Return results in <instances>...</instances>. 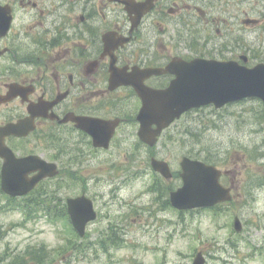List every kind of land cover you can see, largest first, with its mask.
Returning <instances> with one entry per match:
<instances>
[{
  "label": "flooded vegetation",
  "instance_id": "flooded-vegetation-1",
  "mask_svg": "<svg viewBox=\"0 0 264 264\" xmlns=\"http://www.w3.org/2000/svg\"><path fill=\"white\" fill-rule=\"evenodd\" d=\"M1 3L11 7L13 22L8 33L0 37V46L6 50L0 56V76H16L4 82L2 91L11 81L21 88L18 97L0 107V126L26 118H34L35 126L26 137L8 136L6 142L18 156L40 155L67 173L77 166L72 160L79 156L76 134L91 139L77 127L75 116L121 119L109 151L117 135L126 134L122 126L138 123L133 117L142 106L137 86L165 89L174 78L169 73L152 74L154 69H163L173 60L191 61L196 57L243 62L247 56L249 62L255 52L248 50L247 30L261 31L260 38L264 37V0ZM258 55H264L263 46ZM261 59L258 62H264V57ZM113 74L138 85L123 83L112 89ZM249 104L247 109L256 107V111L264 112L262 101L252 99ZM104 111L109 114L104 115ZM247 125L241 130L244 152L238 159L226 153L231 160L225 161L227 170L221 182L232 185V191L236 175L249 180L255 167L264 168V121L251 117ZM56 141L61 142L60 147ZM2 163L0 158V174ZM55 187L56 177H52L41 180L34 190L52 191ZM229 204L221 203L213 209L229 208ZM79 245L88 247L85 242ZM43 247L30 244L24 250L7 243L0 252L8 256L6 264H66L75 260V253L59 255L58 260L53 256L55 250Z\"/></svg>",
  "mask_w": 264,
  "mask_h": 264
},
{
  "label": "rangeland",
  "instance_id": "rangeland-1",
  "mask_svg": "<svg viewBox=\"0 0 264 264\" xmlns=\"http://www.w3.org/2000/svg\"><path fill=\"white\" fill-rule=\"evenodd\" d=\"M260 34L261 31L247 30L248 50L255 54L257 47H264V37L261 39ZM4 77L0 76V84ZM242 110L243 106L237 104L189 114L150 149L139 142L137 127L134 129L129 124L122 126L126 134L120 132L114 147L106 152L93 150L88 139L76 134L79 156L75 160L77 166L71 170L76 179L63 177L62 185L59 180L57 196L62 204L63 199L82 193L93 199L98 218L87 234L91 246L94 243L97 246L85 249L82 256L77 253L75 260L66 264H193L199 251L204 253L206 264H264V186L260 183L264 181V168H254L255 184L248 183V187L242 176L234 177L235 199L228 213L223 209L181 212L163 200L169 199L170 191L177 189L182 180L176 175L166 182L149 164L150 157L157 155L168 160L178 174L183 155L216 157L224 162L231 160L226 153L232 152L233 158L238 159L244 152L241 150L244 134L241 129L245 124ZM104 114L109 113L104 111ZM129 148L131 158L124 155ZM235 215L243 222L241 232L234 229ZM30 217L0 191L1 250L7 243L24 250L33 244L55 250L54 258L60 253L74 254L70 240L76 235L70 222ZM100 238H109L112 246L106 240V248L101 247ZM7 259L1 251L0 264H6Z\"/></svg>",
  "mask_w": 264,
  "mask_h": 264
},
{
  "label": "water",
  "instance_id": "water-1",
  "mask_svg": "<svg viewBox=\"0 0 264 264\" xmlns=\"http://www.w3.org/2000/svg\"><path fill=\"white\" fill-rule=\"evenodd\" d=\"M10 12L9 8L0 4L1 35H5L9 29L12 21ZM163 71L173 72L177 76L167 89L138 88L143 100V106L138 114L141 123L139 136L152 146L157 143L158 137L165 128L190 109L210 104L220 108L231 102L254 97L264 101L263 63L249 68L237 61L196 58L182 64L175 61ZM121 78L111 77L112 89L127 80ZM5 99L0 95V103ZM83 121L80 120V127L93 136L95 145L108 147L118 121L111 122L105 119ZM28 123L29 119L0 128V155L6 159L2 169V185L3 189L12 196L24 195L40 179L57 174L55 165L45 166L43 160L39 165L40 173L30 180L25 178V170H18V166H14L16 160L12 151L5 146L4 138L10 134L26 135L31 128H23V126ZM181 164L184 185L171 193V204L174 207L182 210L192 209L213 206L231 199L230 190L224 189L219 182L220 171L216 167L189 157H184ZM152 166L167 178L173 175L166 161L152 158ZM67 202L73 223L83 234L87 223L97 217L93 203L85 196L68 198ZM235 228L237 231L242 230L239 218L235 220ZM205 263L206 258L202 252H199L193 264Z\"/></svg>",
  "mask_w": 264,
  "mask_h": 264
},
{
  "label": "trees",
  "instance_id": "trees-1",
  "mask_svg": "<svg viewBox=\"0 0 264 264\" xmlns=\"http://www.w3.org/2000/svg\"><path fill=\"white\" fill-rule=\"evenodd\" d=\"M60 201H62L59 197H57V205H56V209H57V216H67L66 214V208H65V204L60 203ZM40 202H44L43 200H41ZM34 203H39L35 197Z\"/></svg>",
  "mask_w": 264,
  "mask_h": 264
}]
</instances>
